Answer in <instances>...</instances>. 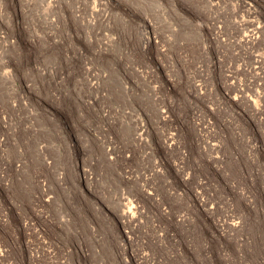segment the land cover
Masks as SVG:
<instances>
[{
	"label": "rangeland",
	"instance_id": "obj_1",
	"mask_svg": "<svg viewBox=\"0 0 264 264\" xmlns=\"http://www.w3.org/2000/svg\"><path fill=\"white\" fill-rule=\"evenodd\" d=\"M0 264H264V0H0Z\"/></svg>",
	"mask_w": 264,
	"mask_h": 264
}]
</instances>
